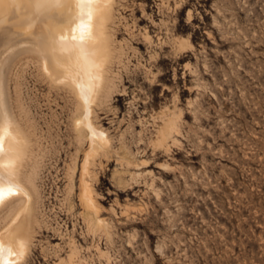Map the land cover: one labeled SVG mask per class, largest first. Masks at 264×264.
Wrapping results in <instances>:
<instances>
[{
  "label": "rangeland",
  "instance_id": "rangeland-1",
  "mask_svg": "<svg viewBox=\"0 0 264 264\" xmlns=\"http://www.w3.org/2000/svg\"><path fill=\"white\" fill-rule=\"evenodd\" d=\"M115 7L119 58L95 122L131 155L103 152L90 179L109 227L85 219L88 146L78 154L72 98L27 68L20 87L38 142L37 220L28 255L4 264H264V0ZM178 37L189 44L179 48ZM167 113L177 130L156 146Z\"/></svg>",
  "mask_w": 264,
  "mask_h": 264
},
{
  "label": "bare ground",
  "instance_id": "bare-ground-1",
  "mask_svg": "<svg viewBox=\"0 0 264 264\" xmlns=\"http://www.w3.org/2000/svg\"><path fill=\"white\" fill-rule=\"evenodd\" d=\"M117 1L0 0V218L8 216L0 227V264L24 258L31 249L37 220L38 142L20 87L21 72L27 68H36L51 88L72 98L78 154L88 146L79 167L85 219L91 229L109 227L90 179L93 161L103 152H116L128 161L131 155L123 146L114 150L108 131L95 122L96 108L107 99L111 66L118 57L111 25ZM177 43L179 48L189 44L183 37ZM175 130V117L167 113L157 128L154 145L165 146ZM76 168L75 163L72 189Z\"/></svg>",
  "mask_w": 264,
  "mask_h": 264
}]
</instances>
